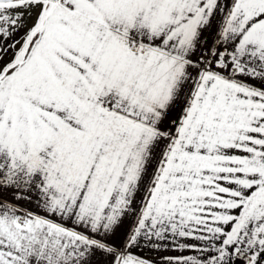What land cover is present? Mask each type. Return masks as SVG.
<instances>
[{
	"label": "snow or ice",
	"instance_id": "obj_1",
	"mask_svg": "<svg viewBox=\"0 0 264 264\" xmlns=\"http://www.w3.org/2000/svg\"><path fill=\"white\" fill-rule=\"evenodd\" d=\"M0 264H264V0H0Z\"/></svg>",
	"mask_w": 264,
	"mask_h": 264
}]
</instances>
